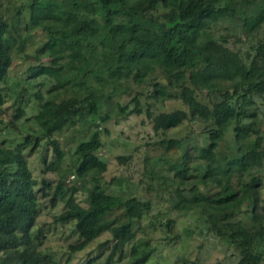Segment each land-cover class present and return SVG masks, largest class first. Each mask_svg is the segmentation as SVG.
<instances>
[{
    "label": "trees",
    "instance_id": "16d2710c",
    "mask_svg": "<svg viewBox=\"0 0 264 264\" xmlns=\"http://www.w3.org/2000/svg\"><path fill=\"white\" fill-rule=\"evenodd\" d=\"M221 1L0 0V109L5 102L1 83L9 75L15 56L27 54L32 45L38 57L28 67L32 77L55 81L48 97L39 95L34 118L41 131H18V140L10 139L8 145L0 141V264H70L104 233H110L111 239L103 245L113 242L106 261L91 258L85 264H147L155 252L147 239L138 237L143 220L153 225L159 221L150 217L152 201L111 194L108 187L112 181L105 185L100 180L107 163L96 155L103 146L99 131L81 140L75 150V173L91 177L87 205L78 201L76 187L66 183V175L52 185L33 174L29 157L43 140L51 147L54 159L50 163L44 159L42 172L57 171L66 154L55 134L86 116L99 114L103 97L80 79L83 67L101 83L122 77L141 83L159 69L162 77L155 81L150 97L180 99L187 110L156 114L149 110L153 131L167 132L189 117L206 124L207 130L208 143L195 145L196 165L165 162L175 209L181 213L194 209L209 212V229L230 240L239 254L237 264H264L263 177L248 174L264 166V135L250 119L255 98L264 94V41L256 43L254 54L245 55L230 47L224 37L204 40V32L213 23L235 16V10ZM244 26L247 35L263 28L264 3L257 14L245 18ZM38 29L45 32V40L36 38ZM100 63L107 65L105 70L94 68L103 67ZM78 85L82 97L62 95ZM214 92L220 95L219 100L211 99ZM134 100V112H141L138 98ZM24 114L25 109L19 107L14 119ZM13 122L6 128L14 127ZM225 139L233 140L237 157L220 148L219 142ZM186 142L185 137L164 138L160 144L174 148ZM51 194L54 206L59 195L65 202V209L53 220L61 233L65 227L67 237L72 238L63 252L41 246L44 233L37 225L41 197ZM248 199L253 200L250 225L234 220ZM175 223L170 217L165 225L171 229Z\"/></svg>",
    "mask_w": 264,
    "mask_h": 264
},
{
    "label": "rangeland",
    "instance_id": "374dc122",
    "mask_svg": "<svg viewBox=\"0 0 264 264\" xmlns=\"http://www.w3.org/2000/svg\"><path fill=\"white\" fill-rule=\"evenodd\" d=\"M261 3H264V0H222L221 5L234 9L235 16L224 17L213 23L204 32L203 39L224 37L230 41L229 45L235 51H240L245 55L248 52L254 54L256 43L264 41V26L247 35L244 21L247 16L259 12ZM37 32L36 38L45 40V32L41 29ZM35 48V45H32L26 49L27 54L20 53L15 56L9 75L1 83L5 102L0 109V141L6 145L10 139L18 140V131L22 133L28 130L41 131L34 118L40 105L39 95H43L44 98L48 97V90L55 81L43 77H32L28 67L38 60ZM42 61H47V58H42ZM98 65L103 67L95 66L94 68L105 70L107 67L103 63ZM161 77L162 74L157 69L141 83L133 81L130 77H122L118 81L107 79L108 81L101 83L92 72L83 67L80 79L84 80L85 85L95 94L103 97L99 114L86 116L78 120L75 125L55 134L66 154L64 160L58 164L57 171L42 172L46 166L44 159L47 163L54 159L51 147L46 145V140H43L41 146L29 157L33 174L40 180L46 178L52 185L58 182L62 174L66 175V183L76 187L75 196L78 201L87 205L86 192L91 186V177H78L75 173L77 162L75 150L81 140L88 138L93 131H99L103 146L96 151V155L107 163V170L100 180L105 185L112 181L108 192L125 197L134 195L140 199L151 200L154 205L150 217H158L159 221L153 225L143 220L140 227L142 230L138 232L139 239H147L149 247L155 249L147 264H237L239 254L234 245L227 237H218L209 229L207 222L209 212L194 209L188 213H181L174 207V191L169 185L170 181H166L168 174L165 171V162L183 167L196 165L199 161L195 145H205L208 140L206 124H200L192 117L167 132L155 133L153 131L147 114L149 110L155 114L160 111L187 110L180 99L164 101L150 97L155 89V81ZM207 93H204L205 97ZM70 94L82 97L83 92L79 91L78 85L74 86L72 91L62 95L66 97ZM135 98L139 100L141 112H134L137 106ZM211 99L219 100L220 95L214 92ZM19 107L25 109V114L21 119L15 120L14 115ZM251 114L254 116L250 119L255 121L256 126L264 135V94L255 98ZM106 116L109 118L104 120ZM12 120L16 125L11 129L17 128L15 131L6 128L7 125H11ZM180 137H185L188 141L182 147L166 148L160 144L164 138ZM219 146L227 150L232 158L238 156L233 140L225 139L219 142ZM147 155L149 160L145 161ZM119 156H124L125 159L121 160ZM255 173L263 177L261 204L264 207V166L258 170L248 171L251 176ZM52 197V194L46 198L41 197V210L37 218V225L44 233L41 246L63 252L72 238L67 237L65 227H62L61 233L53 220L55 215L65 209V202L61 199L62 195H59V203L54 206ZM252 207L253 200H246L237 211L234 220L248 225L253 224L250 217ZM170 217L176 220L171 229L165 225ZM109 239H111L110 233H104L75 255L70 264H85L86 260L91 258H97L96 262L99 263L105 262L113 242L108 245H103V243ZM123 263V261H112L109 264Z\"/></svg>",
    "mask_w": 264,
    "mask_h": 264
}]
</instances>
